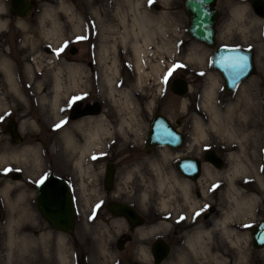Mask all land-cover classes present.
<instances>
[{"label":"rangeland","instance_id":"1","mask_svg":"<svg viewBox=\"0 0 264 264\" xmlns=\"http://www.w3.org/2000/svg\"><path fill=\"white\" fill-rule=\"evenodd\" d=\"M40 1L47 3L42 6L43 11L45 8L55 10V23L60 24V34L67 43L75 40L79 42L82 40L80 37H85L83 42H86L89 29L109 33L105 44L110 45V55L113 54L118 59L117 66L121 73L115 76V84L122 87L123 96L120 93L110 92L105 75L111 72L108 65L110 64L112 67V63L105 64V69L101 68L104 72L101 77H90L85 73L78 83L83 88H95L94 92L98 93V96L94 97L104 100L107 104L106 109H114L116 107L111 105L118 106L124 103L125 121L132 119L136 121L133 125L134 128H126L127 137L124 135L123 140L117 138L113 143L111 141L102 142L103 147L98 150H110L111 147L115 150H123L128 147L134 208L144 218V224L136 230L139 264H153L150 246L155 236L151 234L143 236L138 230H147L156 225L158 226L157 238H167L168 233H171L172 230V222L169 218L174 213V217L179 216L185 210L186 200L177 187L172 190L173 196L170 195L171 190L166 189L164 192L158 190L153 165L156 163L171 178L174 174L172 171L174 160H164L163 154L156 148L153 153H148L144 130L156 112L164 113L179 123L181 129L184 128L182 130L187 133L186 145H196V151L213 144L228 155L238 152L236 139H230L221 132L211 130L209 118L203 108V103L207 101L205 90L209 86L211 77L216 78L219 85L214 103L220 107L224 114L228 112V105H236L231 114L234 112L237 115L244 113L239 118V122L235 124L237 134L243 139L241 141L247 148L246 153L251 157L252 165L261 166L264 177V25L253 20V14H246L245 10L242 11L243 16L239 20L232 18L231 11L239 7L242 8L241 6L246 0L218 1L220 17L217 24V46L244 49L252 47L256 54V74L242 82L236 91L228 93L225 90L223 76L211 66L213 49L194 40L189 35V17L185 13L181 0H65L64 2L74 9L76 21L72 20L66 12L60 11L58 0ZM138 1L141 2L139 9H148L155 15H166L168 18L167 33L158 34L155 44L146 48L149 53L142 55L141 81L139 80V71L136 69L137 55L131 48L134 40L129 36L126 44H123L122 37L126 35V31L121 20L124 15L129 24L132 22L135 15L132 9L137 10ZM79 17L84 20L81 30L75 28V25L79 23L77 21H80ZM36 32L30 30L24 33L32 35ZM51 40L54 41V38ZM46 43L47 41L40 37H30L26 44L27 50L31 46L35 51L46 46ZM190 54H196L200 59H189ZM37 59H39L43 76L37 80L20 76L23 98L13 91L0 93V100L4 104L0 109V214L9 217L31 213L30 206L34 191L30 185L34 183L33 180H39L41 176L45 175V170L42 167L45 155L59 156L63 144L59 136L49 141L44 137V133L49 131V126L60 119V115L53 111L51 105L55 96L53 84L56 69L53 67L52 58L43 56ZM26 63L31 65V73L37 71L31 61H26ZM27 64L24 65L25 69L23 68V70L29 66ZM177 65H182V67L177 68ZM156 67H160L159 72L155 71ZM170 72L171 75H169ZM176 79L188 81L191 88L189 94L179 97L172 93L170 86ZM38 83H40V87L37 88ZM66 86L69 90L62 97L60 114L62 111L68 110L70 103L76 100L75 98L86 96V94H76L79 87H75L76 85L74 86L68 77ZM243 88L247 89L246 93L250 96L246 100H240ZM125 95L132 103L129 107L126 104ZM41 98H45V101H41ZM115 100L118 101V104L113 102ZM9 119L19 124L20 137H22L20 143H16L7 132L6 127ZM196 119L201 120L203 127L207 130L204 136L198 135L195 129ZM28 148L33 149L32 157L21 158ZM15 153L18 154V158L13 160L11 157ZM3 156L8 158L1 160ZM38 156L40 163L36 166L35 159ZM233 165V161L228 160L226 170L232 169ZM14 172H19L23 176L17 183L11 177ZM248 175L237 176L239 177L237 187L244 192L246 197L256 196L257 202L252 216L243 217L237 222L238 224H235L239 232L243 231V234H238V237L244 240H241L244 245L239 248L241 250L239 253L237 252L238 255L244 252L243 247H246L245 227L247 224L250 222L255 227L264 218V187L257 186L253 180L254 177ZM225 180L218 178L206 181L200 189L205 187L208 192L210 189H216L218 191L217 199L221 203L224 202V205H222L223 203L221 205L224 206L223 210L227 211L234 205L224 197ZM10 185L11 189H9ZM196 189L198 188H193L197 192ZM208 192L206 195L202 193L201 197L195 195L194 198L199 201V205L210 202ZM163 200H170L172 206L167 210L163 209ZM224 211H220L221 215ZM157 220L159 222H154ZM256 258L262 259L264 262L263 251L257 254ZM247 261L244 262L240 259L236 264H248Z\"/></svg>","mask_w":264,"mask_h":264},{"label":"flooded vegetation","instance_id":"2","mask_svg":"<svg viewBox=\"0 0 264 264\" xmlns=\"http://www.w3.org/2000/svg\"><path fill=\"white\" fill-rule=\"evenodd\" d=\"M14 1L16 2V0H0V93L12 92L9 75L17 80L20 76L28 78L26 70H23L24 65L27 64L26 61L33 62L39 57L52 58L53 67L56 69L54 74L59 70L64 84L67 82L70 66L80 68L82 77L87 73L90 77L98 78L104 73L101 68L105 69V64L115 60L113 54L106 53L107 49L110 51V45L105 44L109 36L108 32L101 33L89 29L86 42L82 39L79 42L75 40L67 43L61 34L53 37L54 41L48 40L42 33L45 27L42 23V6L47 3L40 0H22L31 5L30 8L22 11L26 14L23 18L12 12ZM181 1L187 15L185 6L187 0ZM253 2L254 0L243 2L245 13L253 14V20L264 25V19L255 13ZM217 4L218 2L216 3L218 8ZM187 17L190 21V16L187 15ZM30 30L38 32L25 35L24 32ZM36 36L46 40V46L35 51L30 46L27 50L28 39ZM60 37L62 39L58 42ZM61 49L63 51H60ZM251 49L254 50L252 47ZM119 73L121 71L118 66ZM94 90L93 87H79L76 94H86V96H79L81 99L71 102L68 110L61 112L59 121L49 126V131L44 133L46 140H53L59 136L63 144L59 156L45 155L42 166L45 175L39 180L32 179L34 183L30 186L34 193L30 206L31 213L10 217L0 214V264L140 263L128 147L123 150H115L112 147L110 150H98L100 146H92V149L88 151H81L66 146V139L71 136L77 145L84 146L88 127L78 130L74 124L87 117H104L103 123L107 125L109 133L101 134L102 141L113 143L117 138L123 140L125 136L127 137L126 124L123 122L125 121L124 106L110 104L116 108L106 109L107 104L100 97L95 98L98 93ZM117 90L118 93L123 92L120 86ZM157 115H163L170 125L183 135L184 139L182 147H157V151L168 153L164 154L163 158L174 160L173 175L180 180L189 181L193 188L197 187V192L192 188V196L201 197L200 181L206 180L207 169L214 173L226 171L228 153L222 152L217 145L213 144L196 151V145H186L187 133L182 130L184 128L181 129L179 123L164 113L156 112L152 119ZM152 119L144 130L145 140L150 135ZM17 127L21 131L18 123ZM156 149H147V151L153 153ZM209 157L217 159V163L212 162ZM189 159L199 163L200 173L196 178L185 175L178 168L180 162ZM11 177H15L14 182L17 183L23 176L19 172H14ZM54 178L61 182L60 197L64 206L70 204L72 207L73 226L70 231L55 227L52 216H44L37 208L39 187ZM41 180L44 182L41 183ZM216 191V189L209 190L210 202L192 208V201H186L185 210L179 216L174 217V213L169 218L172 222L171 233H168L167 238H161L170 246L169 256L161 260L155 258L152 253L153 264H236L240 260L238 245L235 242L239 239L238 234L242 235L243 231L239 232L234 223H231L233 231L229 238L218 231L210 232L209 235L205 234L211 229V219L221 215V210L224 211V206H222L224 202L222 204L217 199L218 191ZM121 207L127 209L128 217L118 214V208ZM157 227L154 225L152 228L157 229ZM245 228L247 262L248 264H263V260L257 259L256 255L262 251L264 253V248L255 247L252 235L254 228L250 222ZM200 232L202 233L201 241L207 244L204 251L198 246L197 236ZM154 236L155 239L150 246L151 250L160 239L157 238V234Z\"/></svg>","mask_w":264,"mask_h":264},{"label":"bare ground","instance_id":"3","mask_svg":"<svg viewBox=\"0 0 264 264\" xmlns=\"http://www.w3.org/2000/svg\"><path fill=\"white\" fill-rule=\"evenodd\" d=\"M60 3V11L66 12V14L69 15V17L72 20L76 21V14L74 12V9L68 5L65 0H58ZM137 10H133V13L135 14L133 16L132 22L129 24L128 20L126 17L123 15L121 20L123 21V27L124 30L126 31V35L122 37V40L124 41L123 44H126L128 37H132L134 42L131 45L132 50L137 55V64H136V69L139 71V80L141 81L142 79V67H143V54H148V48L150 45L155 44L156 42V37L158 34L164 35L167 33L168 28H167V17L166 15H161L157 14L155 15L152 13L150 10H142L139 9L141 7V2H137L136 4ZM242 8L238 9H233L230 14H232V18L235 20H239L243 14L242 11L244 12L245 6L242 5ZM96 15L97 13L94 12ZM55 10L50 9V8H45V11H43V17H42V23L45 26L44 27V37L46 39L51 40L53 37L55 38L56 36L58 37L60 35L61 27L59 23H55V18H54ZM80 18V17H79ZM78 24L75 25V28L77 30H81L82 26L84 24V20L80 18V21ZM21 25H23L22 22H20ZM50 24V25H49ZM62 38L60 37L57 41L59 42ZM115 48V46H114ZM107 53H110L108 49L106 50ZM200 59L196 54H190L189 59ZM117 61L118 59L115 58V60L112 61V67L110 64L108 65L111 72L107 73L105 75L107 79L108 86L110 88V92L113 93H118L117 87L119 86L116 85V78L115 76H118V66H117ZM40 62L39 59H34L32 62V65H35L37 71L31 73V65L26 67V73L28 78H34V80H37L38 78H41L43 75V72L40 70ZM69 69V75L68 78L73 82L75 87H80L79 85V79L82 78V74L80 72V68L76 67H68ZM160 67L155 69L156 72H159ZM60 71L56 74H54V89H55V96L52 99V109L53 111H56L57 115H60V109L62 104V97L66 95L67 87L66 84L63 82V78L61 74H59ZM9 81H10V87L12 88V91L15 92L17 95L20 97H24V93L21 88V79H13L11 75L8 76ZM219 85V81L216 78L211 77L210 83L208 88L205 90V97H207V101L203 103V108H205V112L207 113V118H209L210 121V128L212 131H218L226 135L228 138L235 140L236 139V146L238 147V152L236 153H230L228 155V160H232L234 165L232 169H228L222 173L219 172H210V170L207 169L206 171V180H201L200 184L203 186V182L205 183L206 181L209 180H217L219 179H226L225 180V194L224 197L228 198L229 201L231 202L232 206L231 209H228L227 211H224L222 215H218L215 218H212L211 220V229L209 232H205L206 235H209L210 232L213 231H218L222 235H226L228 238L230 237V233H232L233 229H231V223L238 224L241 220V218L249 216L253 214L254 211V206L257 202V197L256 196H248L244 194V192L237 187V182L239 177L237 176H245V175H252L254 177V182L258 186L264 187V177L262 176V171H261V166H253L251 163V157L246 153V146L244 143L241 141L240 137H238L237 130L235 127V124L239 122V118L244 115V113H241L240 115H237V113H232V110H234L235 106L233 105H228V112L227 113H222L220 107L214 103V100L216 99V92H217V86ZM37 88L40 87V83L37 84ZM21 91V92H20ZM247 89L243 88L242 94H241V99L240 100H246L250 96L247 95L246 93ZM124 92H120L121 96H123ZM249 96V97H248ZM41 101H45V98H41ZM125 101L126 104H128V107L132 105L131 101H129L128 96L125 95ZM118 104V101L115 100L113 101ZM249 105V102H248ZM4 106V104L0 100V109ZM124 106V103L123 105ZM239 108L241 107L240 104L238 105ZM250 106V105H249ZM248 111V110H247ZM249 113V111H248ZM104 122V117L101 116L99 118L95 117H87L82 119L81 121H78L76 124H74L75 128L78 130H84L85 127H88V133L85 137V144L83 147H80L77 145V142L75 139L71 137H67L66 139V146L70 149L73 150H81V151H88L92 149V146H102L104 141H102L101 134L102 133H109L108 127ZM124 124H126V128H134L133 125L136 123L134 119L130 121H123ZM195 129L198 132V135L204 136L206 134L207 130L206 128L203 127V124L201 120L196 119L194 122ZM239 139V141H238ZM258 141V140H257ZM259 145L258 143H256ZM264 149V147H263ZM32 154H34L33 149L28 148L24 153L21 155V158L27 159L29 156L32 157ZM168 154L166 151H163L162 153ZM38 155V154H36ZM8 157L3 156L1 160H6ZM13 160H16L18 158V154L15 153L11 157ZM36 166L40 163L39 156L37 159H35ZM154 167V175L156 182L158 183V190L160 192H164V190L168 189L171 190L170 195L173 196L172 190L174 188H178L184 197L186 201H192V208L198 207L199 201H196L194 199L193 195V186L189 181L185 180H180L177 176H171L168 177L164 171L161 170V168L155 163L153 165ZM248 175V176H249ZM12 186H9V189H11ZM202 193L203 195H206L208 190L205 189V187L202 188ZM172 206V203L170 200H163L162 201V208L167 210ZM158 228V227H157ZM138 232L140 234L148 235L151 234L154 236L155 234H158L157 229L155 228H148L147 230H142L139 229ZM237 238H239L237 236ZM202 239V233L200 232L197 236V241H198V246L204 251L207 248V244L203 241ZM236 245H238V249L242 247L244 244L241 243V239L239 238L238 241L235 242ZM245 250L244 252H241L239 259L244 260V262L247 259V249L245 246L243 247ZM241 250V249H239ZM246 251V252H245ZM246 258V259H245Z\"/></svg>","mask_w":264,"mask_h":264},{"label":"water","instance_id":"4","mask_svg":"<svg viewBox=\"0 0 264 264\" xmlns=\"http://www.w3.org/2000/svg\"><path fill=\"white\" fill-rule=\"evenodd\" d=\"M218 0H187L185 6L187 14L190 16L189 34L196 41L204 43L209 48H213V58L211 66L217 70L225 80V89L228 93H233L240 84L251 78L256 74V64H254L255 54L254 51L239 49V48H216V24L219 20L218 11L215 8V4ZM253 8L255 13L264 17V2L262 0H254ZM27 2L22 0H16L13 3L12 12L14 15H20L26 17V14L22 11L30 8ZM240 57H247V68L241 71L239 68L234 67L239 62ZM171 91L177 96H184L189 93L190 88L188 82L185 79H179L172 83ZM7 130L16 143H20L22 138L20 137L19 128L14 120H9ZM183 135L174 129L162 115H157L153 118L150 127V135L147 138V149L152 150L157 146H170V147H182ZM214 163H217L212 157H209ZM221 168L220 165H218ZM179 170L185 175L196 178L200 173L199 163L189 159L179 163ZM13 179H16L15 177ZM60 180L54 178L51 181L44 182L39 187V199L37 202V208L47 216H52V222L55 227L65 228L69 231L73 226L72 207L71 205H65L60 197L62 191L60 187ZM51 184V185H50ZM53 184V185H52ZM120 215L128 217V211L126 208H118ZM135 223L137 226L143 225L144 218L141 214L135 210ZM254 245L257 249L264 248V219L260 224L253 229ZM170 246L163 239H158L153 246L151 253L157 259L165 260L169 256Z\"/></svg>","mask_w":264,"mask_h":264},{"label":"snow or ice","instance_id":"5","mask_svg":"<svg viewBox=\"0 0 264 264\" xmlns=\"http://www.w3.org/2000/svg\"><path fill=\"white\" fill-rule=\"evenodd\" d=\"M80 39H85V37H80ZM60 51H63V49H61ZM176 67L177 68L178 67H182V65H177ZM234 67L239 68L241 71H243L244 69H246L247 68V57H240L239 58V62L236 65H234ZM169 75H171V72L169 73ZM75 99L78 100V99H81V98L80 97H77ZM57 127H59V125ZM43 182L44 181L41 180V183H43ZM197 215H199V213H197Z\"/></svg>","mask_w":264,"mask_h":264}]
</instances>
